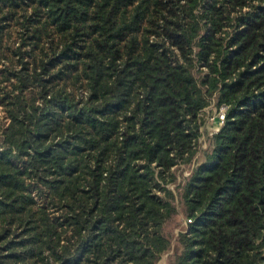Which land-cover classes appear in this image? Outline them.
<instances>
[{"label": "trees", "instance_id": "1", "mask_svg": "<svg viewBox=\"0 0 264 264\" xmlns=\"http://www.w3.org/2000/svg\"><path fill=\"white\" fill-rule=\"evenodd\" d=\"M0 109V264H264V0H0Z\"/></svg>", "mask_w": 264, "mask_h": 264}, {"label": "rangeland", "instance_id": "2", "mask_svg": "<svg viewBox=\"0 0 264 264\" xmlns=\"http://www.w3.org/2000/svg\"><path fill=\"white\" fill-rule=\"evenodd\" d=\"M204 111L205 113H207L206 119L204 121V124L201 125V131H203V133L198 140L201 149H205L204 145L206 146V141H207V138H205L206 135L213 133L215 128L218 126V124H216V122L211 119V117H213V115L216 113V110L214 109V105L211 104L210 106L205 108ZM7 122H8V118L5 117L4 111L0 109V132L6 126ZM197 156H198L197 161L202 159L203 156L202 150L199 153H197ZM179 167L180 168L176 169L177 173L179 172L186 173L188 171V168L186 166H179ZM185 226H186L185 218L182 216L181 217L176 216V218L172 220V222L168 226L171 227L170 229H172V241L174 240L178 230L184 228ZM170 252L171 249H168L164 253H162L160 259L157 261L156 264H167V254Z\"/></svg>", "mask_w": 264, "mask_h": 264}, {"label": "built area", "instance_id": "3", "mask_svg": "<svg viewBox=\"0 0 264 264\" xmlns=\"http://www.w3.org/2000/svg\"><path fill=\"white\" fill-rule=\"evenodd\" d=\"M210 105H208V106H210ZM208 106H206L205 108H207ZM227 108H228V105L226 103H221V104L218 105L217 109H215L216 113L213 115V117H211V119L213 121H215L216 124H218V126L215 128V130L213 132L218 131L219 128L223 125L225 117H226ZM205 147L206 146L204 145V148ZM190 221H191V218H186L185 219V224H188Z\"/></svg>", "mask_w": 264, "mask_h": 264}]
</instances>
